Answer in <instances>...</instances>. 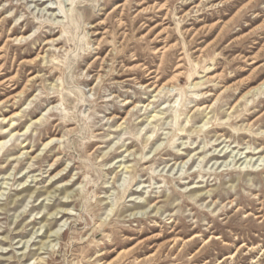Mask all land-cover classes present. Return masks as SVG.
<instances>
[{
	"label": "rangeland",
	"instance_id": "374dc122",
	"mask_svg": "<svg viewBox=\"0 0 264 264\" xmlns=\"http://www.w3.org/2000/svg\"><path fill=\"white\" fill-rule=\"evenodd\" d=\"M247 1L0 0V264H264Z\"/></svg>",
	"mask_w": 264,
	"mask_h": 264
},
{
	"label": "bare ground",
	"instance_id": "6f19581e",
	"mask_svg": "<svg viewBox=\"0 0 264 264\" xmlns=\"http://www.w3.org/2000/svg\"><path fill=\"white\" fill-rule=\"evenodd\" d=\"M240 1H242V0H230V12L234 9V7H235V4H237V3H239ZM256 2H257V0H248L245 4H243V6H241V7H239V8H237V10L233 13V15H232V17H231V19H234V18H238V17H240V16H244V17H246L247 16V12L248 11H251V10H253L252 8H253V6L256 4ZM116 8V7H115ZM8 19H5V20H2V22L0 23V26L3 24V23H5L6 21H7ZM0 30H1V28H0ZM9 40V39H8ZM1 58H2V49H0V60H1ZM210 71V69H209V67H207L206 69H205V72H209ZM177 76H178V73H175L161 88H159L158 90H156V92H160L164 87H165V85H172L171 83H172V81L173 80H175L176 78H177ZM12 78V77H11ZM215 78H217L218 79V76H216L215 75ZM13 79V78H12ZM11 79V80H12ZM7 83V82H6ZM194 86H200V84H198V82H196V83H194ZM157 88V86H155V88H154V90ZM261 88H264V79L256 86V87H254L253 89H251V90H249V91H247L246 92V94L247 93H249L250 91H253V90H260ZM245 96V95H244ZM250 148V147H249ZM259 150H261V149H259ZM259 150H258V152H259ZM230 152V151H229ZM250 152V151H249ZM255 154V153H254ZM252 155V154H251ZM221 157V156H220ZM226 157V156H225ZM235 158V157H234ZM242 158V157H241ZM263 159H264V157H263ZM250 160V159H249ZM248 160V161H249ZM251 161V160H250ZM264 166V165H263ZM241 171H243V170H241ZM245 172L246 173H249V172H252V170H249L248 168L245 170ZM200 187V186H199ZM193 188H197V187H193ZM208 194V193H207ZM257 217H259V215H257ZM197 235L195 234V235H193V237H191V239H193V238H195ZM190 239V238H189ZM44 244V243H43ZM238 254V249L236 250V252H234V253H232L230 256L231 257H234V256H236ZM220 260V259H219Z\"/></svg>",
	"mask_w": 264,
	"mask_h": 264
}]
</instances>
